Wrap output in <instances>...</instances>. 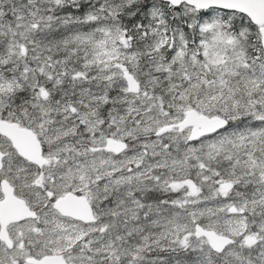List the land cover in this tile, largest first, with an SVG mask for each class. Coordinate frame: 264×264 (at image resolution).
<instances>
[{
  "label": "snow or ice",
  "instance_id": "snow-or-ice-1",
  "mask_svg": "<svg viewBox=\"0 0 264 264\" xmlns=\"http://www.w3.org/2000/svg\"><path fill=\"white\" fill-rule=\"evenodd\" d=\"M0 264H264V0H0Z\"/></svg>",
  "mask_w": 264,
  "mask_h": 264
}]
</instances>
